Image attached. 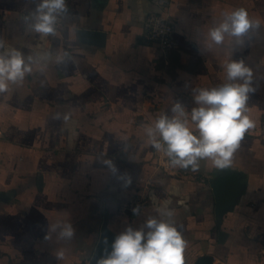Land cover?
I'll list each match as a JSON object with an SVG mask.
<instances>
[{"label":"crops","instance_id":"0c3cea01","mask_svg":"<svg viewBox=\"0 0 264 264\" xmlns=\"http://www.w3.org/2000/svg\"><path fill=\"white\" fill-rule=\"evenodd\" d=\"M38 2L0 0V39L25 55L51 50L69 59L34 68L0 96V264L89 261L104 222L115 239L158 208L173 211L186 241L183 264H264V0H170L177 47L168 59L142 36V20L158 11L151 0H68L70 16L51 40L26 31L24 17ZM241 7L261 25L232 53L254 73L247 114L255 127L233 155L241 191L218 224L211 181L221 170L205 161L196 172L173 167L144 128L177 101L190 111L194 89L225 82L228 51H203V37ZM81 30L98 35L83 41ZM140 192V214L125 212ZM66 221L76 230L71 241L45 239L49 224Z\"/></svg>","mask_w":264,"mask_h":264},{"label":"clouds","instance_id":"9594fccd","mask_svg":"<svg viewBox=\"0 0 264 264\" xmlns=\"http://www.w3.org/2000/svg\"><path fill=\"white\" fill-rule=\"evenodd\" d=\"M68 16V0H39L34 11L24 17L26 31L41 37H54ZM260 27L242 7L222 13L219 22L204 35L202 50L207 51L214 45L228 51L225 82L212 88L194 89L195 106L190 111L177 101L170 109L171 114H161L145 126L151 145L162 152L173 167L196 172L201 161L210 162L216 170L231 167L233 155L245 133L255 127L247 114V105L250 96L257 91L252 68L244 59H232V53L235 48L248 44ZM67 59L69 53L51 50L25 55L0 39V96L22 86L34 68L42 72L49 62L60 65ZM53 118L67 122L70 114L56 113ZM103 163L115 171L110 160H103ZM132 211L135 216L140 214L139 207ZM75 234L69 221L53 223L49 224L45 239L71 241ZM185 247L186 241L176 227L173 211L158 208L156 215L149 216L138 228L129 225L116 235L110 251H106L96 264H183ZM63 256V250L56 252L57 259Z\"/></svg>","mask_w":264,"mask_h":264},{"label":"built area","instance_id":"2783aa9c","mask_svg":"<svg viewBox=\"0 0 264 264\" xmlns=\"http://www.w3.org/2000/svg\"><path fill=\"white\" fill-rule=\"evenodd\" d=\"M158 6V11L147 14L143 21L142 36L148 44L155 46L165 59L171 55L177 47V43L173 37L175 31V23L171 20L169 13L170 0H151ZM55 37V36H54ZM54 37H45L51 40ZM259 133L264 136V115L262 116ZM146 193L140 192L130 196L123 206L125 212L133 213L132 209L139 207L140 211L146 205ZM78 264H90L89 261H83Z\"/></svg>","mask_w":264,"mask_h":264},{"label":"water","instance_id":"95a60500","mask_svg":"<svg viewBox=\"0 0 264 264\" xmlns=\"http://www.w3.org/2000/svg\"><path fill=\"white\" fill-rule=\"evenodd\" d=\"M81 39L88 41L90 37H95L98 32L92 30H81ZM211 187L215 197V218L219 224L226 210L230 209L241 191L239 176L232 170L225 169L217 173L211 181ZM100 237L95 246V249L89 258L90 264H96L97 260L110 251L111 243L114 238L110 235L106 222L100 228ZM223 232L221 233V236Z\"/></svg>","mask_w":264,"mask_h":264}]
</instances>
